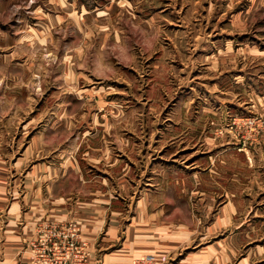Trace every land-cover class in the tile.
Segmentation results:
<instances>
[{
    "label": "rangeland",
    "instance_id": "obj_1",
    "mask_svg": "<svg viewBox=\"0 0 264 264\" xmlns=\"http://www.w3.org/2000/svg\"><path fill=\"white\" fill-rule=\"evenodd\" d=\"M104 134L136 168L126 176L132 196L122 197L131 214L148 194L167 202L162 220L173 231L197 237L162 264L191 253L196 264L200 251H213L207 264H264V0H0L8 197L23 209L38 168L70 204L112 192L124 176L90 159L105 150L96 143ZM179 172L226 183L209 191L215 206L205 208L193 178L174 187ZM232 182L242 205L234 223L221 224ZM135 264L158 262L146 255Z\"/></svg>",
    "mask_w": 264,
    "mask_h": 264
},
{
    "label": "crops",
    "instance_id": "obj_2",
    "mask_svg": "<svg viewBox=\"0 0 264 264\" xmlns=\"http://www.w3.org/2000/svg\"><path fill=\"white\" fill-rule=\"evenodd\" d=\"M104 126L107 127L108 122H105ZM104 136L108 140L96 137V143L104 144L105 150L96 152L95 157H90V159L93 160L91 162L95 163L96 168L102 169L107 165L111 174L124 176V180L117 179L115 188L110 186L112 192L103 190L100 195H95L89 200L79 198L70 204L69 200L58 195V183L52 180L56 174L48 172V175L50 174L48 177H53L51 179H47V176H45L46 178L39 177L40 170L38 168L33 172L38 175L35 184H32L30 190L26 186L23 213L22 206L14 198L8 197L6 185L0 179V264H37L27 250V243L35 237L37 226L48 220L74 222L80 228L83 237L91 245L88 264H135L137 259L146 255H153L157 258L158 264H162L163 260H167L164 258L166 255H172L173 249L187 247L193 239L197 238L193 233H186L185 229H180L178 232H176L177 230L173 231L171 223L162 220L164 210L168 207L167 202L159 206V202L149 198L148 194L139 198L135 204V213L131 214L134 203L131 200L130 202L122 200V197L131 198L132 196L134 188L132 185H128L126 176L130 177L136 168L133 166L130 168L128 162L124 165L120 160L123 158H118L115 156L116 152L110 151L111 149L108 148L109 136L106 134ZM121 138L116 136L117 141L118 139L121 141ZM89 141L92 144L95 143L92 139ZM215 169L216 172L213 169L212 172L218 175L219 166ZM173 178L176 180L174 187L177 189L180 187V191L183 189L185 181L188 178H193L196 187L199 186L198 190L202 191L200 192L202 197L200 201L207 202L205 205L207 209L213 208L217 201L216 196L209 191L213 189L225 190L226 183H223L222 180L208 183L206 179L202 180L203 177L200 175L186 177L181 172L174 174ZM169 179L172 181V177ZM79 184L85 187L80 182ZM252 185V189H254L256 186ZM226 189L229 191L226 193V203L216 221L221 224L234 223L239 214L238 207L242 205L241 184L227 183ZM175 205H177L176 200H172V207ZM212 250L217 251V248L212 247ZM203 252L205 251H200L202 259L196 264H207L203 258L207 261L213 260H208L210 253L214 256L213 251ZM191 255L192 253L188 254L180 264H189L188 260Z\"/></svg>",
    "mask_w": 264,
    "mask_h": 264
},
{
    "label": "built area",
    "instance_id": "obj_3",
    "mask_svg": "<svg viewBox=\"0 0 264 264\" xmlns=\"http://www.w3.org/2000/svg\"><path fill=\"white\" fill-rule=\"evenodd\" d=\"M27 250L37 264H88L90 242L74 222L39 224Z\"/></svg>",
    "mask_w": 264,
    "mask_h": 264
}]
</instances>
